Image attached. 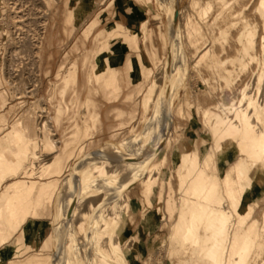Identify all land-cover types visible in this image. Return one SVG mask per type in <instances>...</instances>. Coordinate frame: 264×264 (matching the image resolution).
I'll list each match as a JSON object with an SVG mask.
<instances>
[{"label":"bare ground","instance_id":"6f19581e","mask_svg":"<svg viewBox=\"0 0 264 264\" xmlns=\"http://www.w3.org/2000/svg\"><path fill=\"white\" fill-rule=\"evenodd\" d=\"M53 1L55 0H46L48 3ZM127 1L129 0H62L64 34L72 37L76 30H81L82 34L70 50L64 51L63 60L54 74L56 82L51 83L49 89V98L52 99L55 93L71 95L69 102L63 101L56 105L55 120L58 124L62 113L67 109L73 110L75 115L79 116V121L74 125L72 135L63 140L59 139L54 129L56 123L43 119L46 112L44 108L37 111L39 127L36 129L31 110L41 107L39 103L9 127H5L6 116L0 113L2 256L5 244L12 241L18 232V241L25 244L30 227H25V231L23 226L28 222L30 215L36 212V206L41 204L45 189L50 188L31 183L28 180L32 178L30 175L50 178L68 171V176L63 179L60 190L61 204L57 210L55 232L59 239V249L55 254H47L40 264H80L78 258L82 256L88 264H120L118 260L125 258L119 235L106 229L109 222L120 220L121 210L113 206L110 209L97 210L96 213H89V209L82 210L84 200L81 193L84 186L77 178L81 167L76 165L84 159L69 166L66 160H77L86 147L82 137L93 134V126L101 123V113L95 95L101 93L108 103L117 102L123 95L122 71L112 67L121 62V57L111 56V40L123 33L130 39H136L137 34L126 25L112 22L100 31L90 48L82 49L80 44L85 43L102 17L114 16L116 4ZM170 1L171 5L166 11L172 18L173 32H185L190 46L196 44L197 38L194 40V37L205 25L211 32H220L224 49L229 32L235 29L234 40L230 42V46L235 50L233 56L220 59L211 47H204L201 52L196 51L199 54L194 62H204L207 70L220 78L226 89L229 90L237 84L238 96L228 103L220 102L215 109L208 107L203 110L204 125L212 141L216 165H213V160L208 155L207 145H203L197 159L186 152L192 144L185 138L180 139L182 152L172 160L179 180V197L169 213L174 217L169 228V242H160L153 264H264V0H203V3L201 0H190L186 6L182 0ZM30 2L0 0V33L4 36L0 54L6 59L5 64L0 66V73L3 75V79H0V93L7 92L4 82L11 85V88H17L18 82L14 78L18 74L15 71L13 73V70H17L20 65L15 63L14 57L27 50L33 56L43 45L48 29L49 9L39 7L36 0ZM233 3L237 7L235 10L231 9ZM99 7H103V11L93 16L94 10ZM212 11L214 15L211 20L202 22L203 26L192 17V13L196 12L198 19H204ZM155 18L160 17L156 14ZM55 28L54 20L49 32H53ZM141 28L143 31L148 30L147 19L142 21ZM179 42L176 33L175 45ZM46 47L49 49L48 45ZM74 52L79 53L75 61L70 59ZM32 60L31 58V62L26 63V82L28 86H38L34 77L42 75L40 67L34 65ZM229 63L233 66L229 67ZM159 65L163 74L162 62ZM181 69L182 64L175 61L171 83L177 82V87L173 86L171 89L170 108L180 96L177 88L182 83L177 80V75ZM80 70L84 78L83 87L87 92L83 99L80 97L82 88L78 86ZM126 70L130 73V66L127 65ZM149 73L148 68L146 75ZM50 75L51 69H46L44 78H49ZM203 79L209 80L208 77ZM130 81L137 85V90L128 92L124 96L126 99H131L136 93H142L143 83L138 68ZM161 86L160 79H155L152 91L144 96V107L154 109L153 103L158 99L155 92ZM32 89L26 90L19 97L33 98L35 95H31ZM4 105L5 102H2V107ZM161 106H164L162 102ZM114 109L121 119L119 127L113 130L118 132L130 124L124 117L136 115L137 109L135 107L129 112L117 106ZM157 112V116L154 112L144 120L142 131L131 134L124 146L120 147L111 140L109 142L115 145L107 144L110 149L106 154H92L94 172L100 173L110 167V159L117 160L115 168L124 169L130 174L144 171L142 168L147 159L154 158L157 153L147 155L144 160L135 157L140 152H145L150 140L156 139L167 126L160 110ZM171 112L176 115L173 107ZM178 113L184 114L182 106L179 107ZM58 148H61L60 151ZM164 148L168 149L167 146ZM174 149L173 152L177 147ZM236 155L248 157V165L244 169L246 173L236 168L226 171V166ZM165 164L166 159L163 157L161 162L152 165L150 171H144L142 193L148 202L152 200V193L158 184L159 169ZM98 179L101 181L100 189L108 190L111 201L117 202L115 196L118 185L105 177ZM35 191L39 194L32 199L30 194ZM75 198L79 199L78 209H75L76 216L67 223V207ZM164 215L161 206L156 205L149 213L143 214L141 225L147 227L152 223L154 229L160 228ZM83 221L81 235H76L75 226L81 225ZM130 242L132 246L135 245L134 240ZM1 255L0 264L4 260ZM11 263L23 264L20 260H11ZM28 264L36 263L29 261Z\"/></svg>","mask_w":264,"mask_h":264},{"label":"rangeland","instance_id":"374dc122","mask_svg":"<svg viewBox=\"0 0 264 264\" xmlns=\"http://www.w3.org/2000/svg\"><path fill=\"white\" fill-rule=\"evenodd\" d=\"M31 3L30 0H23ZM190 0H182V3L186 6ZM233 0H229L232 2ZM39 7H45L49 9L48 15V29L45 34L43 45L38 52L33 56L29 50L23 54H17L14 58L15 63L19 64L17 70H13L15 75L14 80L17 81V88L12 87L4 82L7 92L10 93L11 98L23 95L26 90H31V95H35L29 101L14 102L11 101L9 114L10 116L6 120V125H12L17 118L21 119L23 114L30 108L34 107L36 103L41 104L32 111V121L39 127V120L37 119V111L46 110L43 119H50L56 123V105L59 102H69L71 95L55 93L52 99L49 98V89L51 83L56 82L54 74L58 64L63 60V54L65 50H70L73 44L79 41V36L82 34L81 30H76L72 37L64 34V9L62 0H55L52 3L46 2V0H36ZM164 3V4H163ZM203 3V0H201ZM171 1L166 0H144L139 2L138 0H129L126 2L124 9L128 12V27L137 34L136 39H130L126 33L116 36L111 40L112 52L111 56L116 58L121 57L120 63L112 65L113 68L119 69L125 72L126 66H130V73L126 76L123 82V95L114 103H108L101 93L95 95L96 102L98 104L101 113V123L93 126L91 135H85L82 138V142L86 145L84 151L70 161L68 158L66 164L74 165L76 161L84 159L83 162L77 164L76 167H81V172L77 178L83 183V191L81 198L84 200V205L81 209H89V213H96L97 210L110 209L112 206L121 210V218L118 222H109L107 225L108 231H115L122 244V251L125 254L124 259H119L120 264H153V259L157 253L158 245L161 241L169 242V228L173 222V215L170 216V210L173 208L179 197V180L177 176L176 166L173 163V157L182 152L180 139H187L189 137L187 133L191 130H198L203 136L201 137V148L198 151L193 145L186 149V152L194 157H200L203 145L208 147V155L213 160V165H216V157L212 147V141L209 139V133L206 130L203 110L205 108H213L220 102L228 103L232 98H237L238 89L236 85L229 90L226 89L225 84L220 78L215 77L214 73L207 70L205 63L195 64V57L201 52L204 47H211L219 56L220 59L233 56L235 50L230 46V42L234 40L235 29L233 28L228 34V42L225 41L224 49L222 46V37L218 30L211 32L207 29L204 21L211 20L214 15V11L210 12L204 19H198L196 12H193L192 17L200 21L202 25L201 32L195 37V45H191L188 42V37L185 32H173V22L169 13L166 11L167 7H170ZM237 7L233 3L232 10ZM103 7L96 8L93 16L103 11ZM1 12V10H0ZM156 14L159 15V19H156ZM148 20V30L143 31L141 23L143 20ZM55 20L56 28L53 32H49V28L52 22ZM115 20L112 17H107L100 20L95 29L90 32L84 44H80L82 49L90 48L96 41L98 34L93 32H100L105 29L110 23ZM159 21L161 24H159ZM220 24L222 22L219 21ZM205 24V23H204ZM160 25V26H159ZM2 25H0V32ZM162 30V32H160ZM149 31V32H148ZM183 31V28H181ZM177 33V39L179 44L175 45V35ZM4 36L0 33V47ZM49 39V40H48ZM49 43H48V41ZM49 46L47 49L46 46ZM141 45L144 46L145 53L141 49ZM197 45V46H196ZM196 51H199L196 53ZM105 55V54H104ZM22 56V57H21ZM33 59L34 65L40 67L41 75L34 77L35 84L38 86H28L26 82V68L27 64L31 62L29 58ZM79 53H72L70 59L77 60ZM175 61L178 64H182V69L177 75V80L182 83L178 86L177 92L178 101L172 106L176 110V115L171 112L172 107L169 106V95L173 86L177 87L176 83H171L173 63ZM6 62L5 57L0 54V66H3ZM162 62L164 67L163 74L159 70ZM233 65L229 63V67ZM136 68L141 72L142 83L144 79L148 77V80L143 83L142 93H136L131 99H126L124 96L128 92H136L137 85L130 81L136 73ZM150 69L148 76L146 75L147 69ZM46 69H51V75L49 78H44ZM39 71V72H40ZM122 73L125 77L126 74ZM161 73V74H160ZM203 77H208L209 80L205 81ZM37 78H40L38 81ZM160 79L162 86L156 90V99L154 109H150L143 106L145 94L152 91V83L155 79ZM0 79H3V75L0 73ZM162 80V81H161ZM130 81V82H129ZM129 82V83H128ZM84 78L82 71L78 72V86L82 88L80 97L83 99L86 97V88L83 87ZM41 86V87H39ZM28 87V88H27ZM38 87V88H37ZM34 90V91H33ZM18 93V94H16ZM138 94V95H137ZM161 102L164 106H161ZM16 103V104H15ZM9 106V105H8ZM7 106V107H8ZM119 107L129 112L135 107L137 113L134 116L126 115L124 120H128L130 124L126 128L113 131L119 127L121 119L116 115L114 107ZM182 106L184 114L178 113L179 107ZM177 107V108H176ZM176 108V109H175ZM143 109V110H142ZM160 110V114L163 116L166 125L164 130L159 133V136L154 140H150L149 146L145 152H140L135 159H145L147 155L158 153L164 146L168 147L170 155L169 165L165 164L161 166L158 173V184L152 193V200L148 202L142 193V177L144 171H150L152 165L158 163L154 158L147 159V163L142 168L141 172H127L124 169L115 168L117 160L110 159L111 166L104 169L100 173L94 172V164L92 160V154L95 152L107 153L110 149L107 144H112L114 141L118 146H124L126 139L131 135L142 131L143 122L152 113L157 116ZM180 115V116H179ZM78 115L71 109H67L62 113L60 122L54 127L57 133V137L61 140L67 138L73 134V127L76 124ZM38 120V121H37ZM172 123L169 124L170 121ZM173 122L175 124L173 125ZM192 125V127L190 126ZM118 133V134H117ZM92 137V138H90ZM152 142V144H151ZM81 143V142H79ZM78 143V144H79ZM77 144V145H78ZM176 151H172L174 149ZM59 151L61 148H58ZM134 149V148H133ZM175 150V149H174ZM133 157V156H131ZM248 165L247 156H235L234 159L226 166V171L231 169H239L241 172H245V167ZM77 169V168H76ZM129 173V174H128ZM68 176V171H63L61 174H57L55 177L42 178L37 175H30L32 177L28 180L31 183L41 185V187H50L45 189L42 196L41 204L36 206V212L30 215L28 222L24 224L23 228L30 227V232L26 234L27 240L25 244L18 241L19 232L15 235L11 241V247L14 250L11 255L3 249V262L1 264H13L11 260H20L23 264H28L29 261H34L36 264H40L41 261L47 256V254H55L59 249V239L56 235L55 228L57 226V210L61 204L60 190L62 188L63 179ZM34 177V178H33ZM98 177H105L110 181H114L119 189H117V202L113 203L109 195L108 190L100 189L101 181ZM55 185H54V184ZM52 187V188H51ZM39 192L35 191L31 193V198L38 196ZM78 198H75L67 207V223H70L73 216H76L75 209H78ZM111 202L113 204H111ZM152 203V204H151ZM140 204V206H138ZM156 205H160L164 210V220L160 228H153L152 223L147 227H142V218L144 213H149ZM144 211L142 213V211ZM106 213V212H105ZM81 225L75 226L76 235H81ZM22 228V229H23ZM25 231L26 228H25ZM131 240H134V246L131 245ZM71 243V242H70ZM166 253V252H165ZM80 264H88V261L84 256L78 258Z\"/></svg>","mask_w":264,"mask_h":264},{"label":"crops","instance_id":"0c3cea01","mask_svg":"<svg viewBox=\"0 0 264 264\" xmlns=\"http://www.w3.org/2000/svg\"><path fill=\"white\" fill-rule=\"evenodd\" d=\"M125 4H126V2L116 4L115 11H114V16H111V17L115 20L114 22H119L120 24L127 26L128 25V17H129L130 14H128V12H126V10L124 9ZM93 33H94V35H96L97 33L100 34V32H93ZM141 49H142L143 53H145L143 45H141ZM128 73L129 72L125 68L124 74H126V75H125V77L122 75L123 82L125 81L126 76L128 75ZM2 87H3V85H2ZM11 97L12 96H10V93H8V92L0 93V113L4 114L6 116V118H8L10 116L9 108H10V104H11L10 102L11 101H14V102L17 103V102H21V101H29L30 99H32L31 97H27V96H22V97L18 96L16 98H11ZM2 102H5L4 107H2ZM9 126H11V125H9ZM9 126H5V127H9ZM190 126L192 127V125H190ZM0 128H1V126H0ZM0 134H1V132H0ZM187 135H188L189 140H190L189 142L194 147H196L197 150L199 151L200 148H201V137L203 135L198 130H193L192 128L187 133ZM163 157L166 159V164L169 165V162H170L169 151L166 148H164V147L161 148V150L155 156V161L159 163V162L162 161ZM138 206H140V204H138ZM4 249L6 250V252L8 254L11 255V252L14 250V247H11V240L7 244H5Z\"/></svg>","mask_w":264,"mask_h":264}]
</instances>
